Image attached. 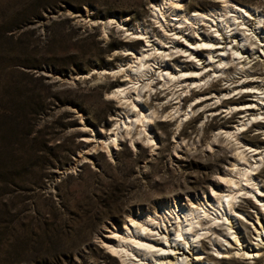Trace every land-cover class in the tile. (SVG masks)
Listing matches in <instances>:
<instances>
[{
	"label": "rangeland",
	"instance_id": "1",
	"mask_svg": "<svg viewBox=\"0 0 264 264\" xmlns=\"http://www.w3.org/2000/svg\"><path fill=\"white\" fill-rule=\"evenodd\" d=\"M156 1L0 0V264H122L99 242L113 226L123 228L127 216L141 210L176 200L189 205L212 194L231 148L223 137L215 139L211 125L241 117L212 115L217 100L209 108L199 105L180 129L178 116L166 118L165 111L177 106L172 93L181 87L158 85L145 91L143 104L161 112L149 129L155 150L139 135L133 145L125 133L110 148L85 139L105 138L119 112L112 93L124 78L100 72L124 64V49L139 52L144 46L116 24L105 33L102 21L159 32L151 11ZM214 1L185 0L191 14ZM234 1L264 14V0ZM172 52V68L175 59L183 69L191 65L182 52ZM157 72L154 85L161 80ZM210 84L232 90L239 85L217 76ZM241 231L251 238V230Z\"/></svg>",
	"mask_w": 264,
	"mask_h": 264
},
{
	"label": "bare ground",
	"instance_id": "2",
	"mask_svg": "<svg viewBox=\"0 0 264 264\" xmlns=\"http://www.w3.org/2000/svg\"><path fill=\"white\" fill-rule=\"evenodd\" d=\"M151 4L153 25L161 29L159 32L152 26L134 31L116 19L102 21L105 33L116 24L126 38H135L144 46L139 52L124 49V64L100 72L124 78L112 93L119 112L105 138L85 139L110 148L118 145L125 133L133 145L139 135L155 150L158 143L149 129L161 112L158 107L151 109L143 104L145 91L158 89V85L181 87L172 93L178 96L177 106L165 111L166 118L178 116L180 129H184L185 116L190 117L199 105L212 107L210 102L215 100L220 104L209 110L212 115L222 111L241 117L237 122L211 125L218 132L215 139L223 137L231 148L230 155L224 157L226 168L213 180L211 195L198 197L189 205L176 200L153 211L128 215L123 228L113 226L99 242L122 264H255L264 259V138H260L264 135V14L234 0H217L210 8L198 7L192 14L185 0ZM172 50L182 52L191 65L183 69L175 59L172 68L167 63L174 56ZM208 69L213 74L205 72ZM158 70L161 80L154 85ZM234 75L238 81L231 79ZM214 76L239 85L233 90L219 88L210 84ZM236 92L242 95L239 99L228 98ZM186 93L190 98L183 99ZM192 102L198 103L193 107ZM250 132L257 133L250 136ZM255 142L260 145L255 146ZM244 203L250 205V211ZM248 229L251 238L242 236L241 230Z\"/></svg>",
	"mask_w": 264,
	"mask_h": 264
}]
</instances>
